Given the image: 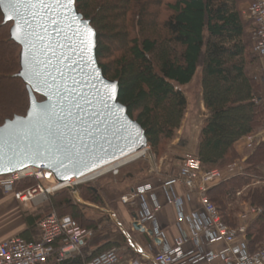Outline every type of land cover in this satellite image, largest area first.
<instances>
[{
	"label": "trees",
	"instance_id": "trees-1",
	"mask_svg": "<svg viewBox=\"0 0 264 264\" xmlns=\"http://www.w3.org/2000/svg\"><path fill=\"white\" fill-rule=\"evenodd\" d=\"M252 1L76 0L78 12L97 32V59L105 76L119 82V101L143 127L157 157L182 126L188 100L181 87L192 83L199 68L208 115L201 129L197 157L205 171L227 174L232 165L243 160L237 150L239 142L264 131L262 84L254 73L256 25L244 17L241 9ZM12 26L4 22L0 9V76L10 72L9 82L18 86L22 98L20 108L0 109V126L16 116H26L30 108L27 86L18 77L21 47L11 39ZM251 149L244 171L227 174L223 182L208 191V196L230 228L247 225L250 251L256 253L264 246V142L252 144ZM255 183L262 187L251 188ZM38 184L35 178H25L15 188L26 191ZM105 189L100 193L91 184L77 188L86 203L103 206L107 198L115 204L119 192L110 197L112 192ZM124 191L129 194L131 187ZM73 194L71 189L57 191L48 208L40 206L43 215L38 225L56 214L71 217L87 230L99 228L85 218L87 207L76 203ZM248 204L261 208L263 213L244 222L240 216ZM35 223L29 221L30 234ZM116 245L108 246L105 252ZM81 263L77 258L63 264Z\"/></svg>",
	"mask_w": 264,
	"mask_h": 264
},
{
	"label": "water",
	"instance_id": "water-1",
	"mask_svg": "<svg viewBox=\"0 0 264 264\" xmlns=\"http://www.w3.org/2000/svg\"><path fill=\"white\" fill-rule=\"evenodd\" d=\"M34 2L36 7L21 3L16 11L0 5L4 22L13 24L11 39L21 47L18 77L30 97L26 116L0 126V177L34 168L61 184L83 181L147 150L146 132L119 101V82L105 76L97 59V32L78 12L76 0L71 10L53 0H46L52 8ZM85 26L92 30L89 46L78 34ZM105 85L115 86L113 100L107 99Z\"/></svg>",
	"mask_w": 264,
	"mask_h": 264
},
{
	"label": "built area",
	"instance_id": "built-area-1",
	"mask_svg": "<svg viewBox=\"0 0 264 264\" xmlns=\"http://www.w3.org/2000/svg\"><path fill=\"white\" fill-rule=\"evenodd\" d=\"M243 14L256 25L253 51L263 72L264 0L248 3ZM249 140L251 147L254 138L250 137ZM148 151L149 148L133 161L124 162V159L117 162L107 173L99 174L94 179L52 183L54 186L46 188L40 182L26 191L15 192V199L23 203H40L38 201H47L55 192L64 189H71L78 196L79 186L96 182L108 175L120 176L125 168L146 157ZM243 171V164L236 163L228 169L227 174H241ZM23 173L4 177L5 188L12 191L16 183L27 178ZM227 174L220 170L205 171L198 157L187 156L180 163L176 174L159 176L161 179L158 181L139 185L122 196L120 205L135 211L133 227L136 225L148 235L152 234V237L160 241L161 247L156 254L147 256L145 261L128 264H264V246L256 253L249 250L247 225L230 228L223 222L220 212L208 196V191L223 182ZM34 175L38 181L45 178L42 172ZM195 199L197 208H193ZM167 208H173L177 214L178 235L173 239L159 225V215ZM262 213L261 208L249 207L240 219L247 222L250 217ZM38 230L37 240L14 237L0 243V264H63L79 255L82 247L95 236L93 230L82 228L71 217H59L56 214L42 220ZM217 244H223L224 249H209ZM120 261V251L113 248L94 257L88 264H118Z\"/></svg>",
	"mask_w": 264,
	"mask_h": 264
},
{
	"label": "rangeland",
	"instance_id": "rangeland-1",
	"mask_svg": "<svg viewBox=\"0 0 264 264\" xmlns=\"http://www.w3.org/2000/svg\"><path fill=\"white\" fill-rule=\"evenodd\" d=\"M247 6L248 3L242 5L241 6L242 11H244V9ZM105 63L106 61L104 62V64ZM254 67H255L254 73L260 76L262 70H261L260 61L258 59ZM7 75H10V72L5 73L4 77L0 76L1 77L0 78V109H4L5 107L6 108L9 107V109L11 110L20 108L21 107L20 103L22 100L19 94L20 90L18 86L14 85V83L9 82V77H7ZM202 75H203L202 68H199L192 83L189 86L181 87L182 91L185 93L188 100L186 114L180 130L177 131L175 139L172 142L166 144L165 152L162 155H160L159 157L154 155L149 146V151L147 152L146 157L141 158V160L125 168L120 176L108 175L96 182L90 183L92 186L97 188V190L100 193L101 191H103L104 188H106L105 190L107 191H111L112 193L110 194V197L114 194V192L115 194L119 192L118 193L119 196L117 197L115 204H111V202L108 201L106 197H105L106 199L104 200L105 204L103 206H99L98 204L95 203L91 204L93 206H97L101 208V211L98 208L91 207L90 205H85L86 202L84 203L83 206L87 207V209L84 210L85 218L87 220H92L93 222H95L96 225L97 224L99 225V228H96V226L93 227L96 233L103 230L102 234L104 233H108L110 235L112 234V238H115L119 230L117 226L114 224V222L110 220V215L102 211L103 209H105L108 212L114 213L115 217H118L119 222L123 226L128 228V223L123 218L122 211L120 210L119 205L117 204V202H120L119 201L120 198L126 195L124 194L125 193L124 190L130 187L132 188L133 186L138 184L143 185L147 182L149 183L156 182L159 179H161L159 176L162 175L164 176L174 175L177 173L180 163L184 158H186L187 156H195L194 152L198 150L199 137H200L199 135L201 133L204 119L208 115L206 113L204 117L206 111L202 105L203 99H202V95L200 94V90L202 89ZM39 100L41 101L42 99L39 98ZM38 173L40 172L38 171ZM97 173L95 175H97ZM33 174H37V170L36 173L35 172H32L31 174L26 173V176L27 178L36 179V175L33 176ZM44 175L45 178L43 180L38 181L36 179L38 183L41 182L44 188L54 186L51 184L56 182L55 177L49 172L47 174L44 173ZM130 175L133 176L132 182L131 180L127 181L128 180L127 178H129ZM93 176L94 175L89 177H93ZM3 181L4 178H0V185L5 188V186L3 185ZM12 191L13 193L19 192L16 190L15 186ZM53 195H51L47 201L41 200L38 201L40 203H33V204L37 206H41L42 208H46V207L48 208V205H50L51 198ZM66 195L69 196L70 194L66 193ZM79 195L80 193L78 192V197L80 199H78L76 195H74L75 197L72 196V198L76 203L83 204L84 201L81 200V197ZM28 203H23V204H28ZM99 241H100L99 239H96L92 244Z\"/></svg>",
	"mask_w": 264,
	"mask_h": 264
},
{
	"label": "crops",
	"instance_id": "crops-1",
	"mask_svg": "<svg viewBox=\"0 0 264 264\" xmlns=\"http://www.w3.org/2000/svg\"><path fill=\"white\" fill-rule=\"evenodd\" d=\"M258 77L260 78L262 84L261 94L264 95V71ZM200 94L202 95V99H203V87L200 90ZM202 105L204 107L203 101H202ZM206 113L207 111L205 112L204 117ZM251 137L254 138L253 144H257L258 146V144L260 145L262 142H264V131L257 133L256 135H253ZM249 139L250 137L245 138L237 145V150L243 157V160L237 163H242L243 166H244V162L249 156V151L252 150L250 147ZM197 151L194 152L195 156H197ZM229 175H234V174L229 173ZM127 179H128L127 181L131 180L132 182L133 176L130 175L129 178ZM139 185L140 184L133 186L130 192H132V190ZM261 187L262 185L260 183H255L254 185H252L251 188L257 189ZM244 191L242 193H244ZM77 198L80 199L78 196ZM196 201H197L196 199L193 200V208L198 207V203ZM84 203L85 202H83V204ZM85 205H90L91 207L98 208L101 211V208L97 206H93L91 205V203H85ZM39 207L40 206H37L33 203L23 204L22 202L17 201L15 199V193H13V191L5 189L3 186L0 185V243L6 242L7 240L14 237H23L28 241L37 240L39 237V230L37 228L38 222L39 220H41V217L43 215V212ZM245 207L246 209H248L249 207H253V206H250L248 204ZM119 208L122 211L123 218L128 223V228H126L119 222L118 217H115L114 213L108 212L105 209H103L102 211L110 215V220L114 222V224L119 229L116 234V237L112 238V234L110 235L108 233H104V234L99 232L95 233V236L91 240H89L86 243V245L82 247L80 254L77 255L72 260L78 258L82 260L81 264H88V262H90L93 259V257H96L104 253L105 250H107L108 246L110 245L112 246L115 244L117 245L116 247L114 246V248L120 251L121 261L118 264H128L130 262H135V261H145V258L147 256H152L156 254L158 251H160L161 247H160V241L158 239L148 235L145 232H142L141 230H135V228L133 227L132 222L136 216L135 211H133L130 208L124 207L122 205H119ZM127 209H129L131 213H128ZM252 219L254 218L250 217L248 221H251ZM31 220L36 222L35 223L36 227L33 231V234L29 233V227H30L29 221ZM176 220H177V214L173 208H167L163 213L159 215V225L161 229L168 234V237L170 239H173L178 235ZM96 239H99L100 241L92 244ZM209 249L215 251H221L222 249H224V246L223 244H217L209 247ZM249 250H250V246H249Z\"/></svg>",
	"mask_w": 264,
	"mask_h": 264
},
{
	"label": "snow or ice",
	"instance_id": "snow-or-ice-1",
	"mask_svg": "<svg viewBox=\"0 0 264 264\" xmlns=\"http://www.w3.org/2000/svg\"><path fill=\"white\" fill-rule=\"evenodd\" d=\"M74 0H67L66 3H64V0H53V3L55 5H58L60 7H68L69 10H71V5L73 4ZM21 3H26L29 6L32 7H36L37 3L34 2V0H0V5H3L5 8H11L13 11H16L18 9V7L20 6ZM38 3L40 6H44V7H49L52 8L53 4H49L46 3V0H38ZM11 19V17H10ZM25 23H27V21H25ZM53 23H55V21H53ZM78 34L81 38V43L84 44L85 46H89V37L92 34V30L90 27L85 26L84 29L82 30H78ZM90 50V47H89ZM50 63V62H49ZM48 65H45V67H47ZM56 71H59V69H56ZM37 76L40 75L39 72L36 73ZM49 75H51L49 73ZM61 76H63V73H60ZM53 79H55V77H53ZM45 86L49 87V89H51V85H48L47 80H43L42 81ZM105 88L108 89V94H107V99L108 100H113L114 99V95L113 93L115 92V86H109V85H105ZM83 98V97H82ZM85 99V103L90 104L91 101H88L86 98ZM106 107H111L110 105H105ZM77 107H79V105H77ZM31 117L35 118L38 114L36 112L35 109H33V111L31 112ZM22 118L21 117H17V121L19 122Z\"/></svg>",
	"mask_w": 264,
	"mask_h": 264
},
{
	"label": "bare ground",
	"instance_id": "bare-ground-1",
	"mask_svg": "<svg viewBox=\"0 0 264 264\" xmlns=\"http://www.w3.org/2000/svg\"><path fill=\"white\" fill-rule=\"evenodd\" d=\"M143 153H144V152H143ZM143 153L141 152V153H138V154L133 155V156H131V157H128V158L125 159L126 161L124 160V162H130V161H133V160L139 158ZM122 162H123V161H122ZM115 164H116V163H115ZM115 164H113V165H111V166H109V167L103 169L102 171H100L99 173H97V175L102 174V173H104V172H107L108 170H111V169L115 166ZM116 165H117V164H116ZM32 172H35V173H36V169H34V168H29V169H27V171H26V170L24 171L23 175H25L26 173H27V174H29V173L31 174ZM37 173H38V172H37ZM97 175H94L93 177L86 178L84 181H86V180H90V179H94ZM57 184H59V183H57Z\"/></svg>",
	"mask_w": 264,
	"mask_h": 264
}]
</instances>
